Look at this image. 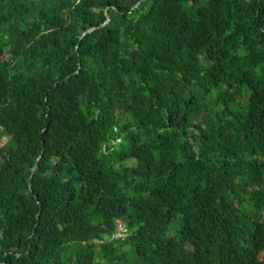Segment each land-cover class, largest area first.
Masks as SVG:
<instances>
[{
    "label": "trees",
    "instance_id": "16d2710c",
    "mask_svg": "<svg viewBox=\"0 0 264 264\" xmlns=\"http://www.w3.org/2000/svg\"><path fill=\"white\" fill-rule=\"evenodd\" d=\"M0 264H264V0H0Z\"/></svg>",
    "mask_w": 264,
    "mask_h": 264
},
{
    "label": "water",
    "instance_id": "95a60500",
    "mask_svg": "<svg viewBox=\"0 0 264 264\" xmlns=\"http://www.w3.org/2000/svg\"><path fill=\"white\" fill-rule=\"evenodd\" d=\"M119 213H123V210L118 211Z\"/></svg>",
    "mask_w": 264,
    "mask_h": 264
},
{
    "label": "built area",
    "instance_id": "2783aa9c",
    "mask_svg": "<svg viewBox=\"0 0 264 264\" xmlns=\"http://www.w3.org/2000/svg\"><path fill=\"white\" fill-rule=\"evenodd\" d=\"M119 227H120V228H123V226H121V225H120Z\"/></svg>",
    "mask_w": 264,
    "mask_h": 264
},
{
    "label": "rangeland",
    "instance_id": "374dc122",
    "mask_svg": "<svg viewBox=\"0 0 264 264\" xmlns=\"http://www.w3.org/2000/svg\"><path fill=\"white\" fill-rule=\"evenodd\" d=\"M5 141V140H4Z\"/></svg>",
    "mask_w": 264,
    "mask_h": 264
}]
</instances>
